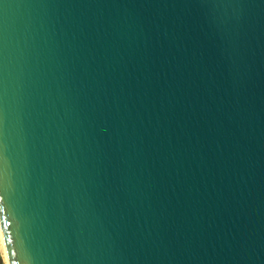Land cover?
I'll return each instance as SVG.
<instances>
[{"label":"water","instance_id":"obj_1","mask_svg":"<svg viewBox=\"0 0 264 264\" xmlns=\"http://www.w3.org/2000/svg\"><path fill=\"white\" fill-rule=\"evenodd\" d=\"M7 264H264V0H0Z\"/></svg>","mask_w":264,"mask_h":264},{"label":"bare ground","instance_id":"obj_2","mask_svg":"<svg viewBox=\"0 0 264 264\" xmlns=\"http://www.w3.org/2000/svg\"><path fill=\"white\" fill-rule=\"evenodd\" d=\"M0 248H1V250H2L4 264H7V260H6V256H5V252H4V248H3V243H2V237H1V234H0Z\"/></svg>","mask_w":264,"mask_h":264},{"label":"rangeland","instance_id":"obj_3","mask_svg":"<svg viewBox=\"0 0 264 264\" xmlns=\"http://www.w3.org/2000/svg\"><path fill=\"white\" fill-rule=\"evenodd\" d=\"M0 264H4L1 248H0Z\"/></svg>","mask_w":264,"mask_h":264},{"label":"flooded vegetation","instance_id":"obj_4","mask_svg":"<svg viewBox=\"0 0 264 264\" xmlns=\"http://www.w3.org/2000/svg\"><path fill=\"white\" fill-rule=\"evenodd\" d=\"M2 256H3V254H2Z\"/></svg>","mask_w":264,"mask_h":264}]
</instances>
